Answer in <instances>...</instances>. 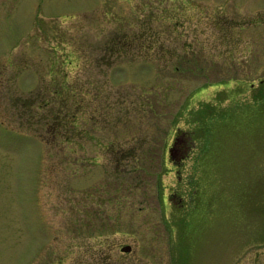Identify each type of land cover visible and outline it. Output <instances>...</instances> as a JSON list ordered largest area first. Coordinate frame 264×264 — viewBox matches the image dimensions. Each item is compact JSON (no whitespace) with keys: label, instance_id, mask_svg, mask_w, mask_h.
Masks as SVG:
<instances>
[{"label":"rangeland","instance_id":"obj_1","mask_svg":"<svg viewBox=\"0 0 264 264\" xmlns=\"http://www.w3.org/2000/svg\"><path fill=\"white\" fill-rule=\"evenodd\" d=\"M263 80L264 0H0V264L238 260L264 241Z\"/></svg>","mask_w":264,"mask_h":264},{"label":"flooded vegetation","instance_id":"obj_2","mask_svg":"<svg viewBox=\"0 0 264 264\" xmlns=\"http://www.w3.org/2000/svg\"><path fill=\"white\" fill-rule=\"evenodd\" d=\"M226 40L230 42H235L236 39L234 35H231V36H228ZM220 43H222V41ZM232 53L233 52L223 53V55L230 56ZM262 83H264V80L262 81ZM237 85L240 87V90L244 89L245 87L243 80L240 82H237ZM252 87H255V84L253 82L251 84V88ZM259 92L260 91L258 92L254 91L253 96L257 97ZM192 148L193 146H192V142L190 141V138L188 136L181 137V135L178 132H176L173 140L171 141V144L167 146V153L170 154V156H172L174 159L176 158V160H180L181 162H183L191 155L190 150ZM126 246L127 244H125L123 247H126ZM123 247H122V251H123ZM131 250H132V246L129 251H123V253L130 254ZM240 251H242V254L238 260L229 261L228 259H226L225 260L226 262L224 264H264L263 263L264 261V241L262 242L260 241L259 243L252 245V247H250L249 249L248 248L240 249ZM170 252H168V254H170ZM160 253L166 254V252H160ZM150 255H153V253H151ZM154 255L157 256L156 253H154ZM183 261L184 259L171 260L170 263L168 262L165 264H186V263H183ZM140 264H143V263H140ZM147 264H157V263H155L153 258H151L150 263H147Z\"/></svg>","mask_w":264,"mask_h":264},{"label":"trees","instance_id":"obj_3","mask_svg":"<svg viewBox=\"0 0 264 264\" xmlns=\"http://www.w3.org/2000/svg\"><path fill=\"white\" fill-rule=\"evenodd\" d=\"M35 98L36 97H31L29 99H26V101H24V104L22 103L23 104L22 110H24L23 113L26 112L28 114V117L27 118L30 121V123L28 125L29 127H31L33 124L36 125L35 122H34V120H32V118H35V117H37V119H39L38 120V125H41L43 123L47 125V128H46L47 130L45 131V133L41 134V136H42L43 139H45L50 144L52 140L51 139H47V136H49V135L52 136L53 135V136H57L58 137V134L56 133V131H57L56 126L58 124H56V119L55 118H56V115H59V114H57V112H56L54 114L53 118L50 119V117H51L50 114H48V115H42L39 112H36L35 110L32 111L35 108V101L38 100V102H39V98H37V100ZM47 105H49V104H47ZM14 108L16 109V107H14ZM15 111H17V109ZM58 113H60V115H61V112H58ZM21 123L22 122H20V124ZM24 125H27V124H24ZM33 129H34V127H33ZM61 133H63V132H61Z\"/></svg>","mask_w":264,"mask_h":264},{"label":"water","instance_id":"obj_4","mask_svg":"<svg viewBox=\"0 0 264 264\" xmlns=\"http://www.w3.org/2000/svg\"><path fill=\"white\" fill-rule=\"evenodd\" d=\"M130 248H131V246L130 245H127L126 247H123V251H129Z\"/></svg>","mask_w":264,"mask_h":264}]
</instances>
